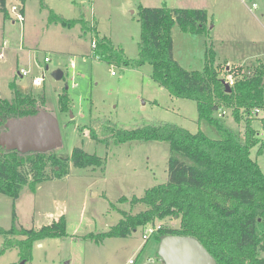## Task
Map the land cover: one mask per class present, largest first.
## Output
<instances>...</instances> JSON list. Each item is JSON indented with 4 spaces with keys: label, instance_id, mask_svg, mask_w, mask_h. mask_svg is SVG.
Listing matches in <instances>:
<instances>
[{
    "label": "rangeland",
    "instance_id": "1",
    "mask_svg": "<svg viewBox=\"0 0 264 264\" xmlns=\"http://www.w3.org/2000/svg\"><path fill=\"white\" fill-rule=\"evenodd\" d=\"M253 3L258 6L253 8ZM13 5L20 6V0H7L10 18L0 12V46L7 42V57L0 61V97L12 99L10 82L15 80L19 90L35 97L39 106L58 118L63 145L53 150L56 156L69 157L79 146L104 158V165L81 168L70 164L66 176L40 182L35 190L26 185L17 199L0 193V230L10 229L13 222L39 228L64 215L68 231L66 237L36 242L28 261L16 248L9 249L0 256V264H161L157 231L147 240L143 238L151 224L127 237L96 242L85 236L109 230L122 212H138L141 207L129 202L132 196L141 197L148 188L169 180V146L158 141L105 144L91 139L88 129L81 127L94 117L108 118L125 128L158 119L176 122L191 132L202 130L214 139L220 133L199 119L196 101L175 97L163 88L152 77L151 64L126 66L99 59L92 44L94 33L98 30L101 36H108L126 57L136 59L141 6L202 8L209 15V30L194 34L175 25L174 58L187 70L202 71L206 50L213 44L220 76L228 70L240 76L264 61V0H26L22 23L16 20ZM51 12L67 20H82L84 25L51 21ZM16 52L19 64L14 61ZM45 56L51 60L45 62ZM25 66L43 77V82L33 85L31 77L19 76L18 69ZM57 70L64 72L61 79L54 76ZM63 92L71 99L69 112L59 108ZM226 111V123L244 136L245 121L238 123L231 109ZM252 126L259 139L252 157L264 171V150L257 154L264 146V110ZM122 196L128 200L117 202ZM156 225L178 228L180 219L167 216ZM258 231H264L263 224ZM2 242L0 237V245Z\"/></svg>",
    "mask_w": 264,
    "mask_h": 264
},
{
    "label": "trees",
    "instance_id": "2",
    "mask_svg": "<svg viewBox=\"0 0 264 264\" xmlns=\"http://www.w3.org/2000/svg\"><path fill=\"white\" fill-rule=\"evenodd\" d=\"M25 2L20 0L23 12ZM0 12L6 19L10 18L7 0H0ZM139 16L138 58L126 57L122 48L116 47L108 36H101L98 30L93 36L96 56L126 66L151 64L152 77L171 95L196 101L199 119L214 126L220 138H211L202 130L191 132L171 121L154 119L125 128L108 118H92L81 129L87 128L90 138L97 142H164L172 155L169 180L148 188L141 197L130 199L133 206L141 207L138 212H122L119 222L109 230L85 237L96 242L109 237H127L141 227L155 226L157 220L172 216L180 219V225L178 228L161 227L155 234L159 242L167 235H191L200 240L217 264H264V231H258V225H264V171L251 153L259 142L252 126L256 116L251 113L254 108L264 110V61L250 67L247 73H240L229 91L219 74L213 44L206 50L202 71L185 69L172 53L173 27L178 25L182 31L194 34L206 33L210 21L207 10L141 6ZM50 20L61 21L64 25L82 23V20H67L53 12ZM15 62L18 64L17 58ZM10 87L12 99L0 97L2 129L8 118L36 114L41 108L35 97L18 89L15 80L10 82ZM70 105L67 92L61 93L60 110L69 112ZM227 108L238 123L245 121L244 136L226 123L225 115H219ZM263 150L262 145L257 154ZM70 164L81 168L100 167L104 165V158L79 146L73 148L69 157H60L53 151L23 154L0 145V193L17 199L26 185L35 190L40 182L66 176ZM127 200L122 196L117 202ZM111 207L118 209L114 202ZM13 218L15 220V213ZM67 235L64 215L39 228L17 226L13 222L10 229L0 230L3 239L0 256L16 248L21 258L28 261L36 242Z\"/></svg>",
    "mask_w": 264,
    "mask_h": 264
},
{
    "label": "water",
    "instance_id": "3",
    "mask_svg": "<svg viewBox=\"0 0 264 264\" xmlns=\"http://www.w3.org/2000/svg\"><path fill=\"white\" fill-rule=\"evenodd\" d=\"M56 79L64 76L62 70L54 73ZM227 90H231L228 82ZM0 145L20 153L50 152L63 145L58 118L46 108L36 114L8 118L0 132ZM158 255L161 264H217L215 257L191 235L172 234L160 241Z\"/></svg>",
    "mask_w": 264,
    "mask_h": 264
},
{
    "label": "built area",
    "instance_id": "4",
    "mask_svg": "<svg viewBox=\"0 0 264 264\" xmlns=\"http://www.w3.org/2000/svg\"><path fill=\"white\" fill-rule=\"evenodd\" d=\"M257 6H258L257 3L252 4L253 8H256ZM12 11L15 13L17 21H19L21 23L25 21V14L22 11L21 5L20 6L13 5ZM92 44L94 47L96 46L95 40L92 41ZM6 57H7V42L5 41L3 43V45L0 46V61L5 60ZM50 60H51V58L49 56H45V58H44L45 62H48ZM228 71L229 72L226 75H224L222 78H223V81L228 82L229 85L232 87L234 85V83L236 82V80L238 79L239 75L237 74L238 72L234 73L230 70H228ZM17 74L21 77H25V76L31 77V82L33 85H38V84H41L43 82V77H40V76L33 74V70L30 67L28 68L25 66V67L19 68ZM262 111H263V109H261V108H254L252 113H251V116H258ZM226 113H227L226 109H222L221 112L219 113V115H225ZM160 228H161L160 225L159 226H157V225L150 226V227L146 228L145 232L143 234V238L145 240H147L151 235L154 234L155 231H158ZM130 263H134V260H130Z\"/></svg>",
    "mask_w": 264,
    "mask_h": 264
},
{
    "label": "crops",
    "instance_id": "5",
    "mask_svg": "<svg viewBox=\"0 0 264 264\" xmlns=\"http://www.w3.org/2000/svg\"><path fill=\"white\" fill-rule=\"evenodd\" d=\"M24 14H26V11H25V6H24ZM13 57H15V59L17 58V60H18V64L20 63V54L18 53V52H16L14 55H13ZM15 59H14V61H15ZM27 67V66H26Z\"/></svg>",
    "mask_w": 264,
    "mask_h": 264
}]
</instances>
